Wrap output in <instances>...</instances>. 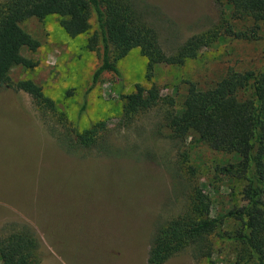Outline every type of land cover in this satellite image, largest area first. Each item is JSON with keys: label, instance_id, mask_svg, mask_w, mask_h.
Here are the masks:
<instances>
[{"label": "rangeland", "instance_id": "374dc122", "mask_svg": "<svg viewBox=\"0 0 264 264\" xmlns=\"http://www.w3.org/2000/svg\"><path fill=\"white\" fill-rule=\"evenodd\" d=\"M137 1L158 8L147 20L166 51L207 28L221 9L216 0ZM90 24L88 31L70 38L55 15L21 21V29L38 46L33 51L21 48L8 75L12 82L28 79L39 86L56 111L72 125L77 122L80 130L106 121L109 153L97 148L84 151L81 159L66 158L48 133L53 121L49 117L43 121L29 96L0 91V233L18 222L29 225L40 239L39 264H145L156 226L185 211L191 184L172 144L153 134L160 120L157 112L138 116L128 128L118 124V87L110 73L100 75L86 96L84 113L76 118L81 96L99 64V52L86 47L93 31ZM261 62L262 41L233 40L203 48L179 66L156 65L150 83L137 48L116 65L123 93L137 83L177 100L184 81L206 87L229 68L257 70ZM225 160L197 144L188 150L185 166L194 168L195 184H209L204 192L218 215L244 204L241 185L213 171ZM232 225L225 220L222 229ZM209 238L208 257L194 258L188 246L163 264H234L238 247Z\"/></svg>", "mask_w": 264, "mask_h": 264}, {"label": "trees", "instance_id": "16d2710c", "mask_svg": "<svg viewBox=\"0 0 264 264\" xmlns=\"http://www.w3.org/2000/svg\"><path fill=\"white\" fill-rule=\"evenodd\" d=\"M216 2L221 6L216 21L185 36L170 51L162 47L159 33L147 20L158 8L140 5L137 0L0 3V91L29 96L43 121L45 117L53 121V127L47 126L48 133L66 158L81 159L78 156L84 151L97 148L109 153L107 124L92 122L80 130L77 122L72 125L63 113L56 111L54 102L31 80L12 82L8 74L19 61L20 49L33 51L38 46L19 26L27 18L55 15L70 38L88 31L93 22L86 47L99 52V64L91 73L89 88L81 96L77 119L84 113L86 96L102 73H110L116 80L120 126L128 128L138 116L149 111L159 114L153 134L172 144L191 186L185 211L156 226L145 252V264H163L188 246H192L194 258L208 257L212 249L210 236L238 247L234 264H264V0ZM233 40L262 41V62L257 70L229 68L206 87L184 81V92L177 100L159 96L150 87L137 83L131 92L123 93V78L116 63L133 48L145 59L144 78L150 83L156 65L179 66L195 58L203 48ZM197 144L226 157L213 166V171L216 176L241 185L243 207H233L221 215L216 213L204 192L209 184H195L194 168L185 167L188 150ZM225 220L233 222L227 230L222 229ZM38 248L40 239L34 230L18 222L0 233V264H39Z\"/></svg>", "mask_w": 264, "mask_h": 264}]
</instances>
